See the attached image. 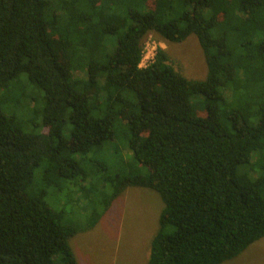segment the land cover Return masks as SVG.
I'll return each instance as SVG.
<instances>
[{"label":"trees","instance_id":"obj_1","mask_svg":"<svg viewBox=\"0 0 264 264\" xmlns=\"http://www.w3.org/2000/svg\"><path fill=\"white\" fill-rule=\"evenodd\" d=\"M149 34L195 36L205 77L160 46L140 66ZM128 187L163 204L147 264L264 238V0H0V264H77L71 239Z\"/></svg>","mask_w":264,"mask_h":264},{"label":"rangeland","instance_id":"obj_2","mask_svg":"<svg viewBox=\"0 0 264 264\" xmlns=\"http://www.w3.org/2000/svg\"><path fill=\"white\" fill-rule=\"evenodd\" d=\"M157 46L164 48L172 65L190 78L203 79L206 65L195 36L181 43L164 42L154 34L144 40V55L150 56ZM111 142V141H110ZM125 141H113L89 159L102 162L105 169L97 172L98 182L113 178V164L122 155L128 157ZM98 184L96 188H98ZM100 190L97 191L98 196ZM53 207H58L50 199ZM158 194L150 188L128 187L101 215L91 230L76 234L70 241L77 264H147L150 237L157 229L162 209ZM93 208V204L87 207ZM222 264H264V238L250 245L239 256Z\"/></svg>","mask_w":264,"mask_h":264},{"label":"built area","instance_id":"obj_3","mask_svg":"<svg viewBox=\"0 0 264 264\" xmlns=\"http://www.w3.org/2000/svg\"><path fill=\"white\" fill-rule=\"evenodd\" d=\"M153 56H154V53H152L150 56H147V57L143 54V57L140 62V66L142 67L146 66V64L153 58Z\"/></svg>","mask_w":264,"mask_h":264}]
</instances>
